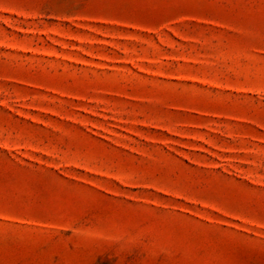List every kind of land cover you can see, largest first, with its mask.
Here are the masks:
<instances>
[{
	"label": "rangeland",
	"instance_id": "1",
	"mask_svg": "<svg viewBox=\"0 0 264 264\" xmlns=\"http://www.w3.org/2000/svg\"><path fill=\"white\" fill-rule=\"evenodd\" d=\"M0 264H264V0H0Z\"/></svg>",
	"mask_w": 264,
	"mask_h": 264
}]
</instances>
